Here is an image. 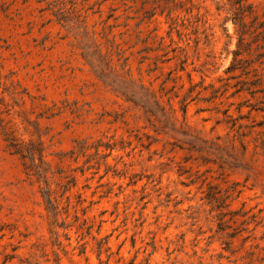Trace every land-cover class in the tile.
Here are the masks:
<instances>
[{
  "label": "rangeland",
  "instance_id": "obj_1",
  "mask_svg": "<svg viewBox=\"0 0 264 264\" xmlns=\"http://www.w3.org/2000/svg\"><path fill=\"white\" fill-rule=\"evenodd\" d=\"M0 264H264V0H0Z\"/></svg>",
  "mask_w": 264,
  "mask_h": 264
}]
</instances>
